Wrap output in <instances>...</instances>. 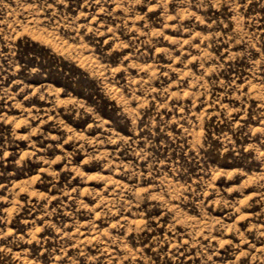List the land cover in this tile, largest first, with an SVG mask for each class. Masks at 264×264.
<instances>
[{
    "label": "rangeland",
    "instance_id": "rangeland-1",
    "mask_svg": "<svg viewBox=\"0 0 264 264\" xmlns=\"http://www.w3.org/2000/svg\"><path fill=\"white\" fill-rule=\"evenodd\" d=\"M0 264H264V0H0Z\"/></svg>",
    "mask_w": 264,
    "mask_h": 264
}]
</instances>
